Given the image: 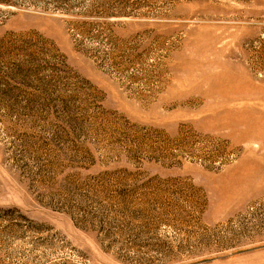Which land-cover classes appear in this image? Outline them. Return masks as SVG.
Listing matches in <instances>:
<instances>
[{
  "label": "rangeland",
  "instance_id": "rangeland-1",
  "mask_svg": "<svg viewBox=\"0 0 264 264\" xmlns=\"http://www.w3.org/2000/svg\"><path fill=\"white\" fill-rule=\"evenodd\" d=\"M0 264H264V0H0Z\"/></svg>",
  "mask_w": 264,
  "mask_h": 264
}]
</instances>
